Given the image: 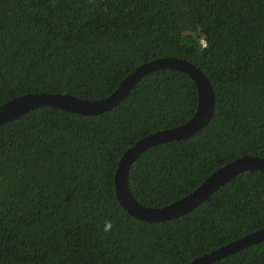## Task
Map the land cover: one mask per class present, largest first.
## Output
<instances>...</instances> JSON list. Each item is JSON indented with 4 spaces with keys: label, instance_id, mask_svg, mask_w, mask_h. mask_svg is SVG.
<instances>
[{
    "label": "trees",
    "instance_id": "1",
    "mask_svg": "<svg viewBox=\"0 0 264 264\" xmlns=\"http://www.w3.org/2000/svg\"><path fill=\"white\" fill-rule=\"evenodd\" d=\"M167 56L200 68L215 101L206 125L131 163L133 197L154 207L238 157H264V0H0V105L27 93L103 98L140 64ZM196 105L191 76L165 67L102 113L45 104L0 124V264H189L263 228V169L162 221L118 202L123 152L185 123ZM207 264H264V240Z\"/></svg>",
    "mask_w": 264,
    "mask_h": 264
},
{
    "label": "water",
    "instance_id": "2",
    "mask_svg": "<svg viewBox=\"0 0 264 264\" xmlns=\"http://www.w3.org/2000/svg\"><path fill=\"white\" fill-rule=\"evenodd\" d=\"M172 68L191 76L197 87V105L194 114L183 124L151 133L137 140L123 152L114 173L115 195L120 205L133 217L146 221H162L187 213L216 190L220 185L230 180L238 173L248 169H263L264 157L245 155L238 157L219 167L207 176L202 183L187 195L163 206H148L137 201L129 188L128 170L131 163L145 149L155 143L180 140L193 134L206 125L214 112L215 95L211 82L205 74L186 59L174 56L160 57L144 62L129 72L106 97L99 99L81 98L67 93H27L0 105V124L18 118L27 111L41 106L51 105L67 111L94 115L109 110L123 100L140 77L158 68ZM264 240V227L249 232L202 254L189 264H207L220 257L236 252L246 245Z\"/></svg>",
    "mask_w": 264,
    "mask_h": 264
},
{
    "label": "clouds",
    "instance_id": "3",
    "mask_svg": "<svg viewBox=\"0 0 264 264\" xmlns=\"http://www.w3.org/2000/svg\"><path fill=\"white\" fill-rule=\"evenodd\" d=\"M203 45H204V42L202 41ZM112 228V222L111 221H105V226H104V231L105 232H108L110 231Z\"/></svg>",
    "mask_w": 264,
    "mask_h": 264
}]
</instances>
